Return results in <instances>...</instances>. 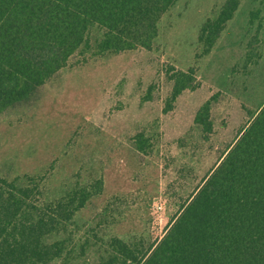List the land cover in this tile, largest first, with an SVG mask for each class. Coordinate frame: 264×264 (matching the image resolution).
I'll return each mask as SVG.
<instances>
[{"label": "trees", "instance_id": "1", "mask_svg": "<svg viewBox=\"0 0 264 264\" xmlns=\"http://www.w3.org/2000/svg\"><path fill=\"white\" fill-rule=\"evenodd\" d=\"M241 1L226 0L202 24L198 58L213 50ZM254 1L259 7L249 14L246 68L256 66L263 55L264 0ZM177 2L0 0V115L36 100L42 87L65 69L151 51L162 17ZM161 74L170 84L164 113L175 109L183 92L201 85L197 67L181 70L168 62ZM160 86L159 78L152 82L142 103L154 101ZM219 93L194 118L193 128L204 140L213 132ZM131 141L139 154H151L154 138L146 130ZM50 174L0 175V264H264V103L155 242L102 234L98 227L105 225L104 214L119 197L96 215V227L83 230L74 218L103 193L104 178L65 184L51 193Z\"/></svg>", "mask_w": 264, "mask_h": 264}, {"label": "rangeland", "instance_id": "2", "mask_svg": "<svg viewBox=\"0 0 264 264\" xmlns=\"http://www.w3.org/2000/svg\"><path fill=\"white\" fill-rule=\"evenodd\" d=\"M225 1L178 0L162 17L151 51L65 69L42 87L36 100L0 115V175L51 171V193L102 176L103 193L77 212L76 225L96 227V215L119 197L104 214L105 225L98 227L102 234L126 241L142 236L148 242L159 240L264 103V43L260 62L245 67L252 35L249 14L258 2L242 0L213 50L197 57L200 28ZM168 62L181 70L197 67L201 85L183 92L175 109L164 113L170 84L158 73ZM158 78L156 99L142 103ZM216 93L213 132L204 140L193 128L194 118ZM140 129L154 138L149 155L139 154L131 141Z\"/></svg>", "mask_w": 264, "mask_h": 264}]
</instances>
